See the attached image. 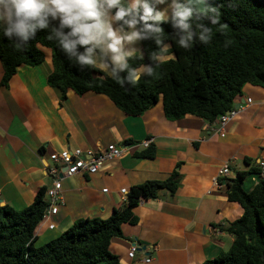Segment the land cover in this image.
Instances as JSON below:
<instances>
[{
    "label": "crops",
    "instance_id": "0c3cea01",
    "mask_svg": "<svg viewBox=\"0 0 264 264\" xmlns=\"http://www.w3.org/2000/svg\"><path fill=\"white\" fill-rule=\"evenodd\" d=\"M136 47L142 55L140 42ZM50 72L48 60L39 67L22 65L7 88L0 86V207L26 209L40 188L50 186L45 168L53 166V153L77 149L96 154L110 145H133L94 175L61 180L62 202L55 216L38 223L34 247L58 238L80 219L109 218L125 204L121 189L162 182L178 171L175 193L140 202L133 210L137 223L121 226L122 238L110 241L109 252L119 264H201L228 250L233 238L221 229L243 211L228 201L217 173L228 164L231 180L248 172L245 158L256 164L264 160V90L243 86L234 100L239 112L221 137L217 120L207 123L187 115L168 121L160 100L138 117L125 115L99 94L69 92L62 101L47 85ZM2 75L0 62V82ZM144 141L154 148L153 159L134 156L148 148L136 146ZM248 177L249 187L243 186L250 191L260 178ZM133 245L137 250L129 258Z\"/></svg>",
    "mask_w": 264,
    "mask_h": 264
},
{
    "label": "trees",
    "instance_id": "16d2710c",
    "mask_svg": "<svg viewBox=\"0 0 264 264\" xmlns=\"http://www.w3.org/2000/svg\"><path fill=\"white\" fill-rule=\"evenodd\" d=\"M209 2L220 12V25L212 26L211 42H197L186 51L169 38L173 32L170 24H162L163 39L170 47L165 49L150 40L140 42L143 59L130 60L131 66L152 63L157 55L164 60L156 69L157 75L142 76L135 86H121L94 67L78 69L54 41L47 40L46 31L29 41L25 51L15 50L0 35V86L7 88L18 67H39L48 60L51 72L47 85L60 93L62 101L69 92L77 96L99 94L125 115L138 117L160 100L168 121L190 115L213 123L233 110L234 100L244 85L264 90V0ZM202 22L208 24L207 20ZM134 156L153 159L155 151L150 146ZM244 163L248 172L224 181L228 201L243 211L240 218L221 229L233 241L228 250L201 264H264V178L250 191L245 190L246 177H258L260 168L248 158ZM179 179L178 171H174L165 181H147L132 187L125 204L109 218L80 219L58 238L34 247V231L46 207L47 189L40 188L26 209L0 207V264H119L118 258L109 252L110 241L122 238L123 224L137 223L133 210L140 202L157 199L164 193L173 195Z\"/></svg>",
    "mask_w": 264,
    "mask_h": 264
},
{
    "label": "clouds",
    "instance_id": "9594fccd",
    "mask_svg": "<svg viewBox=\"0 0 264 264\" xmlns=\"http://www.w3.org/2000/svg\"><path fill=\"white\" fill-rule=\"evenodd\" d=\"M166 23L173 29L169 38L187 51L211 42L220 12L209 0H0V35L15 50L25 51L46 31L70 64L97 68L121 86L157 75L162 56L139 67L129 61L143 59L138 42L170 47L163 39Z\"/></svg>",
    "mask_w": 264,
    "mask_h": 264
},
{
    "label": "built area",
    "instance_id": "2783aa9c",
    "mask_svg": "<svg viewBox=\"0 0 264 264\" xmlns=\"http://www.w3.org/2000/svg\"><path fill=\"white\" fill-rule=\"evenodd\" d=\"M246 105L251 104V99L245 101ZM239 109H233L219 116L217 123L219 125V133L223 131L222 129L232 121L238 114ZM223 137V133H220ZM149 142L144 141L136 145L137 147H148ZM130 146H117L110 145L106 149L97 152L96 154L86 153L84 154L80 150H63L56 152L50 155V160L53 163V166L45 168V174L51 178V184L47 188L45 193L46 207L43 211L41 222H46L50 217L55 216L58 211V205L62 202L61 198V180L64 177H72L75 175H94L98 173L103 165L107 162H110L114 159L119 158ZM260 168V174L258 178H264V160H259L256 164ZM230 171L229 166L224 165L219 169L217 173V184H221V181H224L229 177ZM106 192V190H103ZM129 191L126 189H121L120 194L124 203L127 200V195ZM53 225H49L48 229L52 230ZM136 247L133 245L128 253L129 258L134 257ZM150 259H144V263H149Z\"/></svg>",
    "mask_w": 264,
    "mask_h": 264
},
{
    "label": "rangeland",
    "instance_id": "374dc122",
    "mask_svg": "<svg viewBox=\"0 0 264 264\" xmlns=\"http://www.w3.org/2000/svg\"><path fill=\"white\" fill-rule=\"evenodd\" d=\"M47 53H48V51H47ZM249 179H250V177H248V179L244 181V183H245V184H244L245 188H248V187H249V186H248V185H249Z\"/></svg>",
    "mask_w": 264,
    "mask_h": 264
},
{
    "label": "water",
    "instance_id": "95a60500",
    "mask_svg": "<svg viewBox=\"0 0 264 264\" xmlns=\"http://www.w3.org/2000/svg\"><path fill=\"white\" fill-rule=\"evenodd\" d=\"M238 107H239L238 105H235V106H234V109H238Z\"/></svg>",
    "mask_w": 264,
    "mask_h": 264
}]
</instances>
